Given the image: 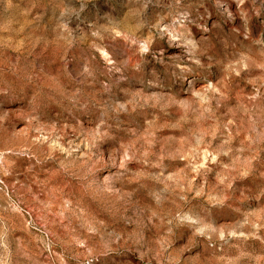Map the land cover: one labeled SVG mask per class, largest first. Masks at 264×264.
Instances as JSON below:
<instances>
[{
	"label": "rangeland",
	"instance_id": "rangeland-1",
	"mask_svg": "<svg viewBox=\"0 0 264 264\" xmlns=\"http://www.w3.org/2000/svg\"><path fill=\"white\" fill-rule=\"evenodd\" d=\"M0 264H264V0H0Z\"/></svg>",
	"mask_w": 264,
	"mask_h": 264
}]
</instances>
